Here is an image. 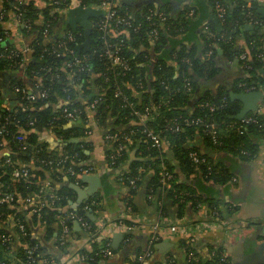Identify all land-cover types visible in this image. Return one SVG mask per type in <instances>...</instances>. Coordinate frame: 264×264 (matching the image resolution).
<instances>
[{"label": "trees", "instance_id": "1", "mask_svg": "<svg viewBox=\"0 0 264 264\" xmlns=\"http://www.w3.org/2000/svg\"><path fill=\"white\" fill-rule=\"evenodd\" d=\"M43 1L46 2L45 5L39 7L34 0H0V12L4 13L0 17V35L5 36L4 33L8 32L5 24L15 15L18 19V31L28 40L24 45L30 49L24 66L19 65L20 57L13 61L0 58V73L9 74L3 88L12 91L14 88L20 89L18 92L14 91L15 98L8 109L3 107L0 90V129L3 131L0 136L2 264H58L61 255L73 251L83 257L81 264H100L105 258L101 250L106 244L112 251L109 238L96 240L102 229L97 212L99 199L103 193L109 192L108 178L112 173L102 175L101 191L84 197L80 186L84 184L83 177L90 166L85 153L89 144L82 140L76 145L64 144L61 150L51 151L40 140V134L49 129L64 141L70 138L82 139L91 120L98 126L107 128L108 122L113 119L114 124L106 133L129 135L130 141L120 138L110 144L106 142L105 160L108 162L107 167L116 170L125 165L133 149L137 152L138 158L131 161L121 173L124 181H134L130 184L131 194L143 184L146 194L156 204L160 218L167 215L165 200L178 202L180 207L188 201L195 206L204 203L210 213L219 215V202L201 192L197 194L198 183L195 181L200 179L203 183L199 187L209 181L226 184L236 178L229 164L230 160L250 161L253 158L258 140L264 139V96L261 99L263 113L259 116L258 123H249L244 133L239 134L228 128L231 122L238 120V102L230 98V91L223 86L214 91L207 87L220 72V62H223L235 63L241 67L231 90L241 92L245 87H253L254 90L264 91V15L258 12L260 4L253 1L247 6V0H218L225 9L223 21H220L213 0H204V7L200 8L184 6L173 15L170 14L172 8L167 4L157 6L153 1L137 9L128 3L131 0H109L119 15L136 27L135 30L128 29L126 35H119L123 37L120 55L127 59L130 66V71L123 74L120 68L109 66L104 54L106 47L101 37L103 32L98 27L103 13L93 18L90 34L93 42L85 50L79 47L84 41L83 31H73L66 21L65 12L61 10L67 6L66 3L55 6L48 4V0ZM97 1L99 0H94L93 3ZM80 5L89 4L87 0H83ZM261 6L264 7V4ZM209 9L217 19L219 28L206 17ZM199 10H203V13H199ZM160 12L165 17L163 21L157 16ZM251 16L258 22L249 23ZM204 25L216 35H222V38L208 37L203 31ZM246 25L251 28H246ZM152 28L158 32L155 41L148 34ZM238 33L244 36L246 42L240 48L234 42V36ZM67 34H71L73 39H67ZM191 35L194 36L192 40ZM104 38L107 39L106 34ZM62 41L82 61L80 65L65 66L72 60V56L57 55L61 50L58 44ZM3 44L16 48L13 43ZM208 51L211 52L209 55ZM240 52L246 53L248 69H244V62L237 58ZM186 81L191 83L189 92L184 87ZM239 83L245 85L239 86ZM115 89L126 94L128 101L115 97ZM41 93L45 95L41 96ZM96 97H101L102 101L89 109L90 102ZM129 102L136 109L150 105L154 110L143 124H138ZM205 103L217 108L210 112L203 105ZM63 108L75 109L78 112L76 119L69 121ZM195 117L211 118L218 124V144H213L201 129L183 124L184 118ZM260 122L263 124L260 125ZM177 123L181 128L175 131ZM144 129H152L161 136L175 164L167 158L162 147L153 145ZM196 136L203 140V151L190 142ZM119 144L123 145V149L115 164L111 165L109 157ZM5 150L9 152L8 155H2ZM191 152L204 160L193 161L189 155ZM63 155L69 156L64 164L65 168L71 166L77 177L67 173L65 168L61 172H53L49 169L50 164L42 162L58 160ZM21 167L28 169V176L16 174ZM164 170L173 175L166 184L161 182ZM46 181L51 182L49 187L59 197L56 206L44 207L39 216L32 213L29 219L26 218L21 211L22 199L37 192ZM9 193L13 195V199L1 201ZM126 200L125 209L130 212L135 210L131 199ZM85 205L89 209H85ZM69 211L81 217L87 228L81 226L75 231L73 221H70V235L61 238L60 223L58 230H54L52 225ZM10 216L13 222L25 226V235H22L17 225L9 226ZM116 221L125 225L133 224L130 219L118 218ZM38 223L46 226L42 237L32 234L33 227ZM71 234L74 238L70 237ZM85 237L87 239L84 245L71 247L75 240ZM180 249L187 259L188 253H193L200 264H226L228 261H219L223 254L214 246H210V255L205 259L199 257L197 250L183 239ZM169 260H172L171 264L178 263L175 257L152 261L155 264H166ZM133 264L138 263L136 261ZM188 264L194 263L188 261Z\"/></svg>", "mask_w": 264, "mask_h": 264}, {"label": "crops", "instance_id": "2", "mask_svg": "<svg viewBox=\"0 0 264 264\" xmlns=\"http://www.w3.org/2000/svg\"><path fill=\"white\" fill-rule=\"evenodd\" d=\"M34 1L39 7L45 5L43 0ZM87 1L89 5L94 2V0ZM164 1L157 0L154 2L157 6L164 4L170 6L172 8L171 15L178 13L184 6L200 8L204 7L205 4L204 0ZM253 1L260 4L258 12L264 15V7L261 6L264 4V0H247V6ZM207 11L209 13L206 17L212 21V18L215 17L210 9ZM199 13H203V10L201 12L199 10ZM90 21L92 22L93 18ZM5 26L8 29V34L4 38L5 44L13 43L17 47L21 45L20 43L24 45V43L28 42L26 37L21 36L17 24L8 21ZM262 34H264V25L262 26ZM190 37L191 40L194 38L192 35ZM234 38V42L238 48L246 44L245 38L241 33L236 34ZM220 63L222 66L220 72L207 88L214 91L217 87L223 86L230 91L229 95L238 93L231 89L236 82L235 78L238 76L241 67L235 63ZM3 84L4 77L0 75L3 106L9 108L14 101L15 94L14 90L12 91L9 88V90H5L2 87ZM261 94L263 97V90ZM191 101L193 102L194 100L191 99ZM234 101H237L241 108V102L238 100ZM112 121L108 122L109 127L103 128L91 120L89 129L84 133L82 139L77 138L79 141L83 140L89 144V148L85 153L88 164L94 169L92 175H99V179H101L103 174L112 173V176L108 178L109 192L103 193V196L99 199V210H97L100 223L106 222L103 236L111 240L112 251L109 255L103 256L105 258L101 260L100 264H133L137 261L138 254L146 249H151L152 254L150 258L144 261V264H155L153 261H164L169 257L177 258V264H188L185 253L180 249L182 239L187 244H191L202 259L210 255V246H214L228 260L226 264H264V139L258 140L257 151L250 161L230 160L229 164L236 175V178H233L232 181L226 184H216L209 181L208 183H204V185H200V187L199 184H203L200 179L195 181L198 183L196 184V188H198L197 194L201 192L208 198L216 199L219 202V215L217 213H210L204 203L195 206L192 202L188 201L184 202V205L180 207L178 202L165 200L167 215L164 218H160L156 211V204L152 201V197L146 194L144 185L141 184L137 191L131 194L130 181L126 182L121 177V173L131 163L130 161L128 165L126 164L131 157L133 160L138 158L137 152L134 149L129 153L126 165L116 170H112L110 166L107 167L108 162L105 160L107 140L105 139V134L110 126L114 124ZM71 139L74 138H70L69 140ZM40 140L45 142L51 151L61 150L64 144L76 145L79 142L69 143V140L64 141L60 137H57L51 129L40 134ZM190 142L200 147L203 151L204 143L201 137L196 136ZM162 149L167 154V158L175 164L176 162L173 160L165 143H163ZM87 176L91 177L90 174H87L85 177ZM83 183L80 188L84 194H87L92 189L91 186L95 187V183H90L89 179L83 178ZM95 190L96 192L101 191L102 185L100 184V187L97 186ZM126 199H131L134 204L135 210L132 212L127 210V208L125 209ZM22 201L23 207L21 211L29 219L32 216L30 206L25 203L24 199ZM118 218L130 219L133 222V228L130 230L123 228V226H120L123 223L116 221ZM162 219L166 220V224L176 223L186 229L189 227L190 231H178L176 234H173L167 228H162L153 237L148 227L142 223V221L154 223ZM52 226L54 230H58L59 220L57 219ZM45 227V225L38 223L33 227L32 234L36 237H42ZM80 227L79 223L73 222V229L75 231H78ZM73 236L70 237L74 238ZM86 239V237L78 240L74 239L75 241L73 240L74 242L71 247L76 246L78 248L80 245H84ZM48 244L50 245V242ZM73 254L74 251L61 255L58 258V264H81V261L72 260Z\"/></svg>", "mask_w": 264, "mask_h": 264}, {"label": "built area", "instance_id": "3", "mask_svg": "<svg viewBox=\"0 0 264 264\" xmlns=\"http://www.w3.org/2000/svg\"><path fill=\"white\" fill-rule=\"evenodd\" d=\"M48 4H52V5H60L62 3H66L67 6H64L63 10L64 12L68 11L71 6H76V5H80L82 0H48ZM214 1V7L217 13V17L219 18L220 21H223V14L225 13V9L224 7L219 3L218 0H213ZM68 2V4H67ZM46 2H44L45 4ZM82 6V5H80ZM87 6H91L94 8H97L99 10L102 11L103 13V19H100V21L98 22V27L99 29L103 32V36H101L103 38L104 44H105V51L104 54L106 56V58L109 61V66L110 67H118L120 68L121 73L126 74L127 72L130 71V66L128 65L127 59H124L121 55H120V51H121V44L123 42V37L119 36L121 34H125L127 33L128 29H132L135 30L136 27L133 26V23L131 21H129L128 19L124 18L123 16H120L118 11L114 8V5H112V3L109 0H99L96 3H92L90 5ZM83 7H85V5H83ZM56 11H58L55 8ZM4 15L3 12H0V17H2ZM157 16L160 18L161 21H163L165 19L164 15L160 12L157 14ZM10 21L11 23H15L18 24L17 21V17L15 15L11 16L7 22ZM258 20L254 17H250L249 19V23H257ZM24 25V24H22ZM119 27H123L121 30H119ZM203 31L206 35H208V37L210 38H222V35H216L215 32L211 31L210 28H208L207 26H203ZM5 36H1L0 35V58L1 59H8L10 61H13V59L20 57L21 61L20 64L21 66H24L25 62L27 61V54L29 53L30 49L25 46L22 45V43H20V46H17L16 48H12V47H8L6 45H4L3 41L4 38L7 36V32L4 33ZM107 35V39L104 38V35ZM149 37L150 39H152V41H155L158 37V32L155 28H152L148 31ZM67 39L72 40L73 36L71 34H67ZM110 40H115L113 43L109 42ZM58 47L61 48L60 51H58L57 55L58 56H64L66 54L71 55L72 56V60L66 63V67H71L72 65L74 66H78L80 65V63H82V61L75 55V53L73 52L72 49H70L67 45L65 41H62L58 44ZM211 52L208 51L207 55H209ZM237 58L242 60L244 63L242 64V67L245 69L249 68V65L246 64V53L244 52H240L237 55ZM248 74H246L247 76ZM244 83H239V86H244ZM184 87L186 89L187 92L191 91V83L189 81H186L184 84ZM15 92L20 91V89L18 88H14L13 89ZM21 91L25 92L23 89H21ZM249 91H254L253 87H245L244 88V92H249ZM260 92H262V90H259ZM44 93H41V96H44ZM114 96L115 97H121L123 100L128 101V96L126 94H124L120 89H115L114 92ZM102 101L101 97H96L94 98L88 108L89 109H93L95 107V105H97L98 103H100ZM130 107L132 108V114L137 118V123L138 124H143L150 116H151V112L154 110L150 105H145L140 109H136L133 107V103L129 102ZM204 106H206L210 112L215 111V109L217 108L214 105L205 103L203 104ZM4 107V106H3ZM6 108V107H4ZM8 109V108H6ZM65 117L69 120V121H73L76 119L78 112L73 109V110H67V108H63L62 109ZM253 114H246L245 116H243L242 118L238 119L235 122H231L228 126L229 129H234L237 133L239 134H243L244 130L246 129L247 125L249 123H258L259 121V116H262L263 113V107L262 104H259L256 108V110L254 112H252ZM211 118H207V119H203L201 117H195V118H184L183 119V124L186 126H192L196 129H201V131L203 133H205L206 135H208L211 138V141L213 142V144H218L219 143V132H220V128L218 127V124L213 121V119ZM260 125L263 124V122L259 123ZM181 128V126H179V124H175L174 130L177 131ZM146 132V135L150 138V140L152 141L154 146L157 147H162L163 145V139L161 138V136L156 133L155 131H153L152 129H144ZM2 128L0 129V136L3 135L2 134ZM122 138L124 141H130V136L129 135H121L118 136L117 133H106L105 134V139L107 140V142L113 143L114 141L118 140ZM123 149V145L119 144L116 149L114 150V152L110 155L109 160H110V164L114 165L116 158L121 154V151ZM9 152L7 150H5V152L3 153V155H8ZM190 157L193 161L195 162H202L204 159L199 158V156L195 153V152H191ZM69 159L68 155H63L61 156V158H59L58 160H48V161H42L43 163L46 164H50V170L53 172H61L63 171V169L65 168L64 164L65 162ZM164 168V167H163ZM66 172L69 173L70 175L77 177L75 171H73L72 167H67L65 168ZM86 175L90 174L92 175L94 173V169L89 166L86 170ZM16 174H21L22 176H28V169L21 167ZM173 175L171 172L164 170L163 172V176L161 179V182L163 184L168 183L167 181H170L172 179ZM51 182L50 181H46L45 184H43L42 186L39 187L37 192L32 193L31 195H29L28 197H26L24 199L25 203L27 205L30 206V212L37 214L38 216L40 215V211L42 208L44 207H55L56 202H58L59 197L58 195L49 187V184ZM134 183L133 180H130V184ZM13 199V195L11 193L7 194L4 196L3 199H1V201H11ZM202 205V204H200ZM85 209H89L87 205L84 206ZM70 221H75L77 223H79L80 226H82L84 229L87 228V225L85 223V221L76 215V213L69 211L68 213H66L62 218H60V226H61V238L70 235V228L68 225V222ZM143 225H145L146 227H148V229L151 231L153 237L156 235V232L162 228H167L169 231H171L173 234H176L178 231L180 232H187L190 231L189 227L186 229L185 227H181L180 225L176 224V223H171V224H166V220L162 219V220H158L154 223L148 222V221H142ZM102 226L101 229V233L99 234V236L96 238V240L100 241L104 239L103 236V230L104 227H106V222L100 223ZM19 228L20 232L22 233V235H25V226L22 223H15L13 222V218L12 216L9 217V226L13 227L16 226ZM112 226V225H111ZM120 226H123V228L130 230L133 228L134 225H125V224H120ZM101 253L103 256L105 255H109L111 253V249L108 247V244L105 245V247L101 250ZM152 254V250L151 249H146L145 251L141 252L140 254H138L137 256V263L138 264H144V261L147 260L148 258L151 257ZM188 259L187 261H192L194 264H200L198 262V258L197 256H194L193 253L189 252L187 255ZM72 260H77V261H82L83 262V257L81 255H79V253H74L73 254V258ZM220 262L225 261V256L221 255V258L219 260ZM172 260L167 261L166 264H171ZM0 264H2V262L0 261Z\"/></svg>", "mask_w": 264, "mask_h": 264}, {"label": "water", "instance_id": "4", "mask_svg": "<svg viewBox=\"0 0 264 264\" xmlns=\"http://www.w3.org/2000/svg\"><path fill=\"white\" fill-rule=\"evenodd\" d=\"M92 1V0H89ZM157 1V0H138V1H129V4H132L137 9H140L142 6L147 5L150 2ZM102 14V11L91 7V6H75L70 8L65 13L66 21L70 25V28L73 31H76L78 28L81 29L84 33V41L79 45V47L84 48L85 50L90 47V44L93 42V39L91 38V29L93 27L92 22L90 21L92 18L97 17L98 15ZM213 23L215 24L216 28H219V24L216 18H212ZM246 28H251L250 25H246ZM4 77V84L2 87L6 85V82L9 79V74L7 72L0 73ZM230 98L232 100H238L241 102V108L236 115V118L240 119L249 112H254L258 106V104L261 102L262 94L259 90L249 91V92H238L233 93L230 95ZM79 140L77 138L71 139L68 142L69 143H76ZM132 155V154H131ZM133 158L126 163L127 165L132 161ZM125 164V165H126ZM84 179H89L90 183H95V187L91 186L92 189H90L87 194H84V197L87 195H93L96 192V187H100V179L99 175H91V177H83ZM75 189L79 190L76 186H74ZM71 205H75L71 203Z\"/></svg>", "mask_w": 264, "mask_h": 264}]
</instances>
